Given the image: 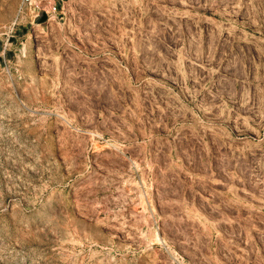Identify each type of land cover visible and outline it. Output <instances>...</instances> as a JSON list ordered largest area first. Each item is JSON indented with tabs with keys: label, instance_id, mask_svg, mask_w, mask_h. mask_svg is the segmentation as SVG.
Listing matches in <instances>:
<instances>
[{
	"label": "rangeland",
	"instance_id": "obj_1",
	"mask_svg": "<svg viewBox=\"0 0 264 264\" xmlns=\"http://www.w3.org/2000/svg\"><path fill=\"white\" fill-rule=\"evenodd\" d=\"M19 1L0 264H264V0Z\"/></svg>",
	"mask_w": 264,
	"mask_h": 264
},
{
	"label": "built area",
	"instance_id": "obj_2",
	"mask_svg": "<svg viewBox=\"0 0 264 264\" xmlns=\"http://www.w3.org/2000/svg\"><path fill=\"white\" fill-rule=\"evenodd\" d=\"M65 0H20L17 6L16 15L12 21L13 24L32 23L33 19H27L28 12H33V17L37 18L41 13L45 20H60L63 18V8ZM198 42V41H197ZM193 44L194 41H192Z\"/></svg>",
	"mask_w": 264,
	"mask_h": 264
},
{
	"label": "bare ground",
	"instance_id": "obj_3",
	"mask_svg": "<svg viewBox=\"0 0 264 264\" xmlns=\"http://www.w3.org/2000/svg\"><path fill=\"white\" fill-rule=\"evenodd\" d=\"M161 242H164V243H165V241H164V240H162V239H161Z\"/></svg>",
	"mask_w": 264,
	"mask_h": 264
}]
</instances>
